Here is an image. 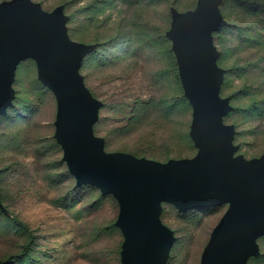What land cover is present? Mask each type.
<instances>
[{"label": "rangeland", "instance_id": "1", "mask_svg": "<svg viewBox=\"0 0 264 264\" xmlns=\"http://www.w3.org/2000/svg\"><path fill=\"white\" fill-rule=\"evenodd\" d=\"M33 1L46 11L66 3L70 38L100 44L81 73L103 103L94 131L107 152L157 161L197 152L189 137L192 111L165 36L170 7L184 12L197 0ZM245 1L264 11V0ZM221 8L230 23L214 35L219 66L228 71L221 96L230 98L232 110L225 123L235 127L236 154L251 159L264 153V12L232 0ZM241 31L253 37L242 38ZM13 87V105L0 117V198L10 214L0 211V260L29 247V260L17 264H121L118 204L95 188L77 186L68 173L53 137L56 101L38 80L33 60L19 64ZM226 209L179 211L164 204L161 220L175 236L167 264H199ZM257 242L260 255L248 264H264V238Z\"/></svg>", "mask_w": 264, "mask_h": 264}, {"label": "water", "instance_id": "2", "mask_svg": "<svg viewBox=\"0 0 264 264\" xmlns=\"http://www.w3.org/2000/svg\"><path fill=\"white\" fill-rule=\"evenodd\" d=\"M224 0H197L194 9L171 7V42L184 97L191 109V158L160 162L125 152H107L94 125L103 103L80 73L97 44L72 40L64 6L46 11L33 0L0 2V116L15 99L19 64L35 62L37 78L54 96V139L77 186L111 195L119 212L121 264H167L174 232L162 220L163 205L179 211L227 209L210 233L199 264H248L264 238V153L236 154L235 127L224 118L230 98L220 95L225 70L218 66L213 34L226 26ZM0 208L3 205L0 202Z\"/></svg>", "mask_w": 264, "mask_h": 264}, {"label": "trees", "instance_id": "3", "mask_svg": "<svg viewBox=\"0 0 264 264\" xmlns=\"http://www.w3.org/2000/svg\"><path fill=\"white\" fill-rule=\"evenodd\" d=\"M232 1H236V2H239L241 5H243L244 7H245V9L246 10H249V11H252V13H260V12H264L263 11V9L261 8V7H258V5H256L255 3H253L252 1H250V2H248V1H245V0H232ZM66 4V3H65ZM65 4H61V5H63L64 6V12H65ZM222 6V5H221ZM221 6H220V10H221V13H222V15H223V12H222V8H221ZM171 8V7H170ZM173 8H175V7H173ZM175 9H177V8H175ZM178 10V9H177ZM192 10V9H191ZM179 11V10H178ZM186 11H188V10H186ZM169 12H170V9H169ZM181 12V11H180ZM185 12V11H184ZM170 16H171V14H170ZM224 17V16H223ZM224 19H225V17H224ZM226 20V19H225ZM69 22V21H68ZM227 22V21H226ZM68 24V23H67ZM171 24V23H170ZM230 26V23H228L227 22V24H226V26L225 27H223L220 31H218V32H216V33H214L213 34V39H214V35L215 34H219V33H222V32H224V30L225 29H227L228 27ZM170 28V27H169ZM67 29H68V26H67ZM169 30V29H168ZM167 30V31H168ZM166 31V32H167ZM244 31H246V29L244 30ZM166 32H165V36H166ZM243 31H241V36H242V38H245V39H248V38H252L253 36H252V34H250V35H247L246 33H242ZM252 33V32H251ZM69 34V33H68ZM168 39V38H167ZM170 41V40H169ZM76 42H78V41H76ZM81 43H84V42H81ZM87 44V43H86ZM90 44H97V48L92 52V53H90L89 55H87L86 57H85V59H84V61H83V65H82V67H81V70L83 69V67H84V64H85V62H86V60H87V57H89L90 55H92V54H94V53H96V51L99 49V47H100V44L99 43H90ZM217 44L219 45V46H221L223 49L225 48V47H223V43L219 40V39H217ZM214 45L216 46V40L214 41ZM216 48H217V46H216ZM172 50V49H171ZM218 50V49H217ZM173 52V51H172ZM174 54V53H173ZM220 54V53H219ZM174 57H175V55H174ZM220 59V58H219ZM219 59H218V61H217V64H218V66H219ZM175 61H176V58H175ZM176 65H177V63H176ZM220 67V66H219ZM81 70H80V73H81ZM177 70H178V67H177ZM225 73H228V71H225ZM82 74V73H81ZM178 76H179V74H178ZM83 77H84V75H83ZM180 79V78H179ZM84 82H85V77H84ZM181 83V82H180ZM85 85H86V83H85ZM87 86V85H86ZM225 86V82L222 84V87H221V91H222V89H223V87ZM182 87V86H181ZM88 88V87H87ZM89 89V88H88ZM90 90V89H89ZM91 92V91H90ZM92 93V92H91ZM183 94H184V92H183ZM93 95V94H92ZM220 95H221V92H220ZM94 96V95H93ZM95 97V96H94ZM222 97V96H221ZM185 101H187V99L185 98ZM187 103H188V101H187ZM189 104V103H188ZM190 106V105H189ZM191 108V107H190ZM191 111H192V109H191ZM230 113V112H229ZM229 113H228V115L224 118V122H225V119L229 116ZM4 115V114H3ZM3 115H1V116H3ZM0 116V117H1ZM227 124V123H226ZM95 127V126H94ZM94 133H95V131H94ZM96 135V134H95ZM196 151H197V149H196ZM125 153H129V152H125ZM130 154H132V153H130ZM196 154V153H195ZM194 154V155H195ZM132 155H134V156H136L135 154H132ZM194 155H192V156H189V157H184V158H191V157H193ZM136 157H139V158H141V157H143V156H136ZM145 158V157H144ZM148 159V158H147ZM171 159V158H170ZM180 159H182V158H180ZM153 160V159H152ZM169 160V159H168ZM168 160H166V161H168ZM157 161V160H156ZM166 161H160V162H166ZM68 170V169H67ZM69 173V172H68ZM83 186H85V187H91V188H95V187H92V186H89V185H83ZM96 189V188H95ZM98 190V189H97ZM99 191V190H98ZM100 192V191H99ZM101 194V193H100ZM103 196V195H102ZM105 196H107V195H105ZM109 196H111V195H109ZM0 202H1V204L3 205V203H2V201H1V198H0ZM168 205V204H167ZM3 208L4 209H1L0 208V211L2 212V213H4L5 214V216H7V218H9L10 217V214L6 211V209H5V207H4V205H3ZM21 227H23L24 229H27V227L25 226V225H20ZM28 230V229H27ZM263 238V237H262ZM28 252H29V247H27V248H25L21 253H19V254H16V255H11V256H9V257H7V258H5V259H3V260H0V264H17V263H19V262H21V261H26V260H29V255H28ZM255 258V257H254Z\"/></svg>", "mask_w": 264, "mask_h": 264}]
</instances>
